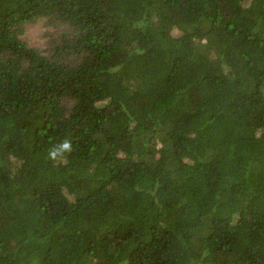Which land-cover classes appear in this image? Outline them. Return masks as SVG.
Listing matches in <instances>:
<instances>
[{"label":"trees","instance_id":"1","mask_svg":"<svg viewBox=\"0 0 264 264\" xmlns=\"http://www.w3.org/2000/svg\"><path fill=\"white\" fill-rule=\"evenodd\" d=\"M0 264H264V0H0Z\"/></svg>","mask_w":264,"mask_h":264},{"label":"rangeland","instance_id":"2","mask_svg":"<svg viewBox=\"0 0 264 264\" xmlns=\"http://www.w3.org/2000/svg\"><path fill=\"white\" fill-rule=\"evenodd\" d=\"M177 29H175L173 31V33H177ZM26 37L28 38V40L35 44L38 43L41 40V36H42V29L40 27V24H36V25H30L27 28V32H26Z\"/></svg>","mask_w":264,"mask_h":264}]
</instances>
